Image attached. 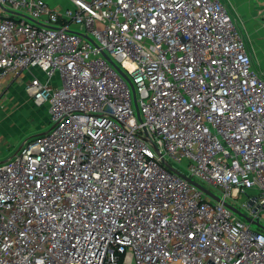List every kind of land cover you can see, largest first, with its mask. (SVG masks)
Listing matches in <instances>:
<instances>
[{"label": "built area", "instance_id": "1", "mask_svg": "<svg viewBox=\"0 0 264 264\" xmlns=\"http://www.w3.org/2000/svg\"><path fill=\"white\" fill-rule=\"evenodd\" d=\"M9 79L52 126L0 161V264H264L224 203L264 217V79L222 0H0Z\"/></svg>", "mask_w": 264, "mask_h": 264}, {"label": "rangeland", "instance_id": "2", "mask_svg": "<svg viewBox=\"0 0 264 264\" xmlns=\"http://www.w3.org/2000/svg\"><path fill=\"white\" fill-rule=\"evenodd\" d=\"M222 2H224L231 15L234 9L230 2L235 5L248 31L252 32V30L258 29L257 25L264 22V16H260L258 21L254 16L257 10L264 7V0H231L230 2L229 0H222ZM49 3L57 4L61 7L67 5L68 0H49ZM233 19L245 40L247 48H251L252 45L248 40L244 25L238 16ZM261 44L262 41H259V45L255 44L259 65L254 64V68L264 79V73H262L261 69L264 68V47L262 48ZM60 83L58 81V85ZM51 126L52 123L49 121L47 106H40L35 103L25 90L24 79L20 81L9 79L0 84V161L11 156L27 138L46 131ZM169 161L179 170L189 173L185 164L177 163L171 159ZM215 191L218 192L217 190ZM230 201L232 200L230 199ZM232 202L241 207L240 203ZM241 210L249 214L246 208L241 207ZM261 223L264 225V217L261 218ZM252 228L254 230L258 229L254 224Z\"/></svg>", "mask_w": 264, "mask_h": 264}, {"label": "water", "instance_id": "3", "mask_svg": "<svg viewBox=\"0 0 264 264\" xmlns=\"http://www.w3.org/2000/svg\"><path fill=\"white\" fill-rule=\"evenodd\" d=\"M30 18V17H29ZM31 20H33L32 18H30ZM34 21V20H33ZM87 38L90 39L92 42H95L90 36L87 35ZM103 55L105 56V58L119 71V73L128 81L129 85L132 88V92H133V96H134V103L138 112L139 117H141L140 113H139V108H138V103H137V96H136V88L135 85L132 81V79L130 78V76L123 70V68L111 57L108 55L107 52L103 51ZM46 132V131H45ZM44 133V132H42ZM164 162L166 163L167 166H169V168H171L173 171L177 172L178 174H180L181 176L185 177L186 179H188L189 181H191L193 184H195L197 187H199L202 191H204L207 195L213 197L215 200L218 201H223L222 198L220 196H218L217 194H215L212 190L206 188L205 186H203L202 184H200L199 182L195 181L194 179H192L191 177L186 176L183 173H180L179 171H177L175 168H173L165 159ZM224 203L230 207L233 211H235L237 214H239L241 217H243L244 219L248 220L249 222L253 223L254 225H256L257 227L261 228L264 230V225L261 223V221L259 220H254L252 219L249 215H247L246 213L242 212L241 210H239L238 208H236L234 205H232L229 202H225Z\"/></svg>", "mask_w": 264, "mask_h": 264}, {"label": "crops", "instance_id": "4", "mask_svg": "<svg viewBox=\"0 0 264 264\" xmlns=\"http://www.w3.org/2000/svg\"><path fill=\"white\" fill-rule=\"evenodd\" d=\"M49 1V0H48ZM231 0H229L230 2ZM224 3V2H223ZM233 9H234V12H232V16L233 18H235L236 16H238L239 20L242 22V24L244 25L243 21H242V18L238 12V10L236 9L235 5L230 2ZM54 5H57V4H54ZM255 18L256 20L258 21V19L260 18V16H264V7H262L261 9L257 10V13L255 12ZM258 26V29L256 30H252L251 31H248L247 27L244 25V28H245V31L247 32V37H248V40L250 42V44L252 45L251 48H248V51L249 53L251 54V57H252V61H253V66L254 64H257L259 65L258 61H257V51H256V47H255V44H258L259 45V41H262V48L264 47V22L262 24L259 23ZM252 33V35H251ZM253 37V39H252ZM256 42V43H255ZM255 43V44H254ZM260 47V46H259ZM255 69V68H254ZM262 69V73H264V68H261ZM256 70V69H255ZM257 71V70H256ZM258 72V71H257ZM259 73V72H258ZM260 74V73H259ZM261 76V75H260ZM262 77V76H261ZM263 78V77H262Z\"/></svg>", "mask_w": 264, "mask_h": 264}]
</instances>
